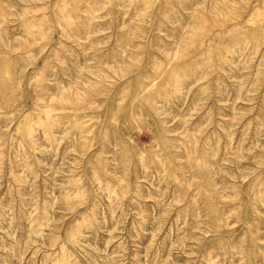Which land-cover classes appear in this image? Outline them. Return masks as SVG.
<instances>
[{"label": "rangeland", "instance_id": "obj_1", "mask_svg": "<svg viewBox=\"0 0 264 264\" xmlns=\"http://www.w3.org/2000/svg\"><path fill=\"white\" fill-rule=\"evenodd\" d=\"M0 264H264V0H0Z\"/></svg>", "mask_w": 264, "mask_h": 264}]
</instances>
